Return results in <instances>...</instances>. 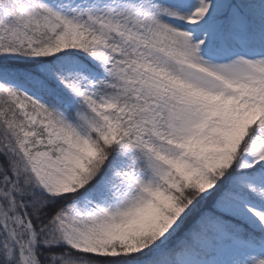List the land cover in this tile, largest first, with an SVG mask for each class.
<instances>
[{
	"label": "snow or ice",
	"instance_id": "1",
	"mask_svg": "<svg viewBox=\"0 0 264 264\" xmlns=\"http://www.w3.org/2000/svg\"><path fill=\"white\" fill-rule=\"evenodd\" d=\"M0 264H264V0H0Z\"/></svg>",
	"mask_w": 264,
	"mask_h": 264
}]
</instances>
